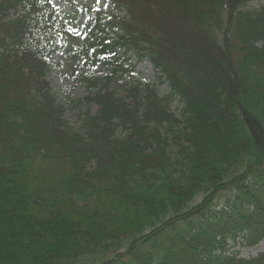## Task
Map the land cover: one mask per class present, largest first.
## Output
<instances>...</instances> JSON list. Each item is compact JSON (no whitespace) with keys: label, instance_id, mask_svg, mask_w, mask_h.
Here are the masks:
<instances>
[{"label":"trees","instance_id":"obj_1","mask_svg":"<svg viewBox=\"0 0 264 264\" xmlns=\"http://www.w3.org/2000/svg\"><path fill=\"white\" fill-rule=\"evenodd\" d=\"M250 1L110 0L76 41L108 73L81 77L74 129L48 79L54 0H0V264H264L239 256L264 241V5Z\"/></svg>","mask_w":264,"mask_h":264},{"label":"rangeland","instance_id":"obj_2","mask_svg":"<svg viewBox=\"0 0 264 264\" xmlns=\"http://www.w3.org/2000/svg\"><path fill=\"white\" fill-rule=\"evenodd\" d=\"M264 5V0H251L249 7L259 8ZM55 15L54 20L57 22V30H64L62 33L63 44L61 50L56 54L51 63V70L48 76L51 88L56 94L60 103L67 109V118L74 129L80 128V118L86 107L85 102V84L81 80L82 76H91L93 78L107 75L108 68L104 67L100 60H93L91 54L87 61L76 52L77 38H81L85 33H89L92 28L97 12L102 17L113 12V6L109 0H56L53 5ZM60 35V34H59ZM123 52H120L121 55ZM127 65L133 68V76L142 85L155 86L159 95L169 93L167 84H158L157 72L148 61H139L134 55L125 56ZM129 77L125 81H129ZM119 85H122L120 82ZM119 94L124 96L123 87H113ZM182 105L176 100H172L170 111L179 114ZM91 113H95L96 106L89 107ZM123 133L118 132V137ZM220 203V202H219ZM230 252L237 250L234 245H229ZM264 252V241L256 247L241 248L239 256L241 258L255 257L257 254ZM96 257H84L77 261L76 264H94L97 262Z\"/></svg>","mask_w":264,"mask_h":264}]
</instances>
